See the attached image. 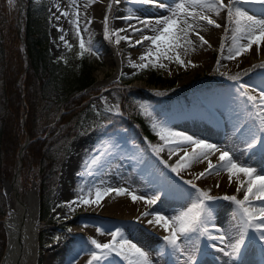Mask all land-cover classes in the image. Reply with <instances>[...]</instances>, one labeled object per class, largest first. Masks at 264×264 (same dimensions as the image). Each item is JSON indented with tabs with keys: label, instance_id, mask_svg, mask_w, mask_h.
Wrapping results in <instances>:
<instances>
[{
	"label": "rangeland",
	"instance_id": "1",
	"mask_svg": "<svg viewBox=\"0 0 264 264\" xmlns=\"http://www.w3.org/2000/svg\"><path fill=\"white\" fill-rule=\"evenodd\" d=\"M163 1L166 5H171L174 3V0ZM77 2L79 11L80 36L84 38L86 43L89 36H91L92 44L96 52L95 55L88 54L87 56V62L91 67V75L94 78V84L92 85L93 89H89L87 93L88 103H86L87 106L82 111L81 119L78 125V133L70 138H64L53 144L49 148L47 153V163L52 164V172L49 173V179H45L46 184H48L47 190L49 196V212L47 214V217L42 219L40 223L42 239V256L40 257V264H72L82 256L87 255V250L84 248L79 250L72 249L71 252H69L70 257L68 260L66 259V257L63 260L59 258L56 259L55 256V259H52L55 251H61L60 253H62L63 255L67 253L68 249H70L68 248V245L72 244L69 242H73L77 237V234L75 235L74 232L79 228L82 229L83 224L87 226L90 224L88 227H91V232L88 229V233H84L87 238L82 236L83 239L86 240L87 244L91 238L98 240L99 236L93 234L92 228H99L100 226L101 228H103L104 221L100 217L86 215L83 214V212L89 210L90 208L91 211H94L100 206L98 204H94L95 206L92 207L83 204H77L78 206H76V204H73L72 207L69 208L66 205L68 204V202L77 199V196L81 194L79 192L80 188H84L85 192H87L89 188L99 187L98 185H100L101 187L102 184L100 182L103 183L105 181L103 174L108 172L109 170L106 171L105 169H99L101 171L100 173L98 169L94 168L95 170L93 169L91 173L81 176L79 175V173L82 172L83 169L80 168L77 171V176L80 179H74V176H71V178L66 177L65 167L67 161H70L75 165L78 164V167L84 166V164L91 158L90 156L94 155L100 147L105 149L106 147H108L106 150L107 154L111 153V155H114L115 157L121 159L127 157L125 153L134 150V154H136L135 156L143 157L142 162H144L145 164V166L140 169L130 167L123 168L119 171V173H122H120L117 177L115 175L113 177L114 180H109V182L107 180L109 184L104 183V186L111 187L122 184V181L126 179L125 175H127L129 181L132 180V183L134 182L136 186L142 187V189L144 190V194L147 195L148 193L150 197L154 195L159 196L158 201L160 202V205L158 204L156 206V212L165 210L168 211L169 209L170 211L174 212L175 208L177 209V207L179 208V206L181 205H184L185 207H188V205L190 206L188 193L190 191L194 192L195 190H192L191 187L184 186L176 180L178 179V175L182 174L183 170L180 171L179 174H176L175 172L171 173L168 169V166L165 165V163L162 161V158L159 156L163 152H160L159 155H157L153 151L150 145L162 143L156 133L154 132V138L150 140L149 138H144L142 135L137 134L134 128L128 125H115L108 120V116L110 114H122L123 108L121 107L120 102V89L124 88L125 86H136L137 88L143 89L147 92L149 91L151 93H154L156 92L154 90L155 87L163 89L175 87L180 84H189L197 81L201 77H204L205 74L211 75L215 70L219 77H213V79H211L210 81L205 82L198 89V91L190 92L189 94L176 97H170L162 93L157 94L156 92V95L154 94L153 99H137L135 102H133V104L143 116L147 115L144 114L142 106H148L153 114V117H155L157 121H163L167 123L174 131L182 132L180 127H182L186 123L192 122L198 127L191 129V132H193L196 136L203 138L205 137V133L207 132L216 138L222 137L223 135L226 137H231L232 134L238 133L236 129L239 127V125L244 123L245 119L244 114L241 110L240 102L235 99V89L237 88L236 86L239 83L248 84L247 79L239 77V81L236 82L229 79V77L235 76L237 74H242L241 72L242 70H244L247 62H249L251 53H245L244 55L236 59L230 60L226 58V56L228 55V47L231 44V34H229L231 33L230 31L226 33V37L228 39L225 37L223 50L219 46V36L221 32L220 28L208 25L200 32V34L203 35L204 38L208 41V44L205 45H201L195 36L191 37L195 42L197 41L195 51H189L187 56L183 55V49H181L180 51L182 58L186 62L188 60H191L196 66H192L191 64L187 63L185 64V66H180L175 62L170 63L167 60H163L162 62L166 65V68L164 69H161L159 67L152 68L151 66H149L147 69H139L133 67L132 63H141L139 57L145 53V47L148 46V43L145 42L144 46L136 45L135 47H129V43L124 40H121L119 44L115 43L116 37L114 36V39L112 40L114 43V48L112 52H110L108 50V45L106 44L107 38L105 36L104 24V18L106 15L104 13L105 7L102 6L103 0H97V2H95L94 4L92 3L88 6H95V8H97L96 4H99L98 7L100 9V12H97V14L94 13L93 15H88L87 19L85 18L86 15L84 16L83 14V10H86L88 8L84 6L86 0H77ZM224 2L227 3V0H224ZM128 3V1L127 3L125 1L123 3H115L114 5L117 7V14L114 15L115 11L113 10V13L108 21L111 30L127 29V32L119 33L121 36L129 35L131 37H135L140 34L138 32L133 33V31H131V28L129 27L130 25L134 24L136 26L138 25L139 28L142 27L141 24L138 23L139 21L136 22V19H123V17L128 16L129 14L139 16L140 18L142 17V19H156V17L159 18L160 16L169 14L167 8L159 7L155 9L154 7L149 8L147 5H132ZM240 6L245 10L250 9V12L247 10L249 14H252L254 10L261 11L260 7L255 4L245 3ZM65 10L70 12V15L73 13V11H77L76 8L73 9V7L71 6L70 0H6V16L8 19V24L10 23L11 18H14V21L16 23H20L22 21V30H24L27 18L34 16V19L32 20L34 25L32 44L36 49V58L39 61L42 60L43 64L48 67V69L50 70L49 72L51 73V81L48 85L47 97L42 108L43 115L40 119L41 127H46L47 123L50 122L54 117L59 118L61 113L67 110L65 104L70 101L71 98L68 97L72 96L76 87L75 73H78L80 67L79 65L83 63V57L85 56V54L82 57L78 56V52L80 51V37L76 35V27L68 22L71 19H75L76 17H74L73 15L72 18L70 17V15L65 17L64 15H62ZM123 10H126V12L124 13ZM131 10H133V13L131 12ZM223 14L226 16L225 13ZM213 18L216 19L217 23H219L220 25L222 24L223 19L221 15L220 17L213 16ZM231 27L232 25H230V28ZM85 28H87L89 32L84 31ZM100 32H103V36L100 35ZM144 34H147V32H145ZM150 34L151 33H148V35ZM62 35L64 36V40L60 39ZM39 36L41 37L40 41L35 42L37 40L36 38H38ZM65 41H67V43L72 47H67ZM40 48H42L43 51H40ZM117 57H119L120 61H118ZM218 60L219 63H217ZM263 73L264 71H262V68L260 67L253 70V74H255L256 76H260ZM160 75L162 76V79H158V76ZM59 76H64L67 83L63 85H56L55 79H59ZM123 77L129 78L130 82H125L126 80L123 79ZM20 81L22 82V79ZM4 94V80L1 77L0 73V106L5 105ZM24 97L25 93L23 92V104L24 101L26 102V99ZM206 108L210 109V111ZM216 111H219V113H217ZM25 112H27L26 108L24 110V114ZM201 122L204 125H199V123ZM1 127L2 119H0V133ZM239 133L242 135L244 132L243 130H241V132ZM154 155L159 157L155 162L153 160ZM165 157L172 165H175L176 162L172 159V157ZM23 162V160L18 158L16 164L3 162V164L1 165L3 168L1 171L2 187H0V210H3L5 214L4 219L7 216L12 215L14 208H16V205H18L19 199H25L27 202L29 193H32V191L34 190L33 196L38 195V189H40L41 187L44 174L42 173V167L38 165L25 167ZM256 168L258 170L260 168H264V159L257 162ZM187 169L188 168H186V170ZM96 170L99 173L94 174ZM127 171H129V174L127 173ZM16 172H19V180L17 183L19 189L12 187V182L14 181V175ZM130 173L132 175H130ZM136 173L138 175H136ZM195 173L196 175L198 174V172ZM129 175L133 177H130ZM100 176H102L103 178ZM167 176L170 177L167 178ZM208 176L211 175H207L205 178L196 180L203 184L209 180V178H207ZM75 181H81V183L78 184L80 187L77 185L76 193L73 189V184L75 183ZM96 182L97 185H95ZM167 182L170 184H168ZM70 184L72 187L69 186ZM91 184L94 186H91ZM159 184L162 186H160ZM169 185L172 188L174 187V190H172L173 195L167 196V199L163 196L162 193L163 190ZM211 186L212 185H210L209 187ZM63 187L66 188V191H63ZM67 187L69 188L68 190ZM5 188L6 191H4ZM70 189L73 190L71 191ZM19 191L21 192V194ZM73 194H76V196L75 199L72 200L70 198V195ZM211 204H214V202H211ZM234 208V204H227L226 208H223L222 210L224 211V216H218L220 222L223 221L226 225L229 224L227 226L222 225V229H226L224 230V233L230 238L234 237L236 234V218H234L233 214ZM212 222L218 223L215 221ZM223 222L221 223L224 224ZM120 225L122 227V230H126V234L131 235L132 226L130 224L121 223ZM126 225L127 228H125ZM69 229L71 231H69ZM91 235H93V237ZM94 235L96 236V238ZM205 239L206 237H200L198 241H195V239H193L194 241L192 242L184 240V242H181V251L188 253L189 256L194 255L195 257H198L199 262L202 261L206 263V260H204L203 258V255H205L206 253L204 247ZM159 243L160 245H162V241H160L156 243V246L159 245ZM214 244L219 245L218 242H215ZM158 253L159 250H157L156 247L153 250L154 257L152 256V264H162L161 262H159L160 259L158 261L156 259L157 255L159 256ZM119 258L120 262L122 261L121 264H127V261H125L121 257ZM244 258L245 256L242 258V260ZM229 260L230 262H232L231 258ZM242 260H237L235 263H240Z\"/></svg>",
	"mask_w": 264,
	"mask_h": 264
},
{
	"label": "snow or ice",
	"instance_id": "2",
	"mask_svg": "<svg viewBox=\"0 0 264 264\" xmlns=\"http://www.w3.org/2000/svg\"><path fill=\"white\" fill-rule=\"evenodd\" d=\"M95 2L97 0H86L84 6L88 7ZM120 2L121 0H111L108 5L109 10H111L112 3L118 4ZM128 2L132 5L155 4L160 8H167L169 12L168 15L156 19H140L139 16L133 14L123 17L125 20L136 19L142 25L140 28L135 25L129 26L133 33H140V38L135 41L129 35L121 36L119 34L127 32V29H116L110 32L108 29L109 18L105 16L106 38L115 36V43L119 44L121 40H124L129 43V47L144 45L145 42H148L145 53L139 57L141 63H132L133 67L139 69H147L149 66L164 69L166 65L162 62L163 60L170 63L175 62L180 66H185L186 63L196 66L191 60L186 62L182 58L180 50L183 49L184 56H187L189 51H195L196 42L191 38L192 36H195L201 45L208 44L200 32L208 25L220 28L221 25L213 16L219 17L222 12L226 14L227 22L232 25L230 29H226V32H231V44L228 47L227 59H236L250 52L253 46H256L259 53L260 47L264 45V0H227V3L224 0H174L171 5H166L163 0H128ZM245 3L258 5L261 9V15L258 17L255 14H249L240 6ZM70 4L77 9L71 14L76 18L69 22L76 27V35L80 37L78 56L82 57L85 53L95 55L91 36H89L87 43L80 36L77 0H70ZM62 15L67 17L70 13L64 11ZM84 31H87V28ZM145 32L151 34H144ZM60 39L64 40V36L62 35ZM65 44L69 48L72 47L67 41ZM223 48L224 44L222 43L221 49L223 50ZM253 67L257 66L254 65ZM259 67L264 69V63H261ZM229 79L238 82L239 74L230 76ZM235 92V99L240 102L245 118L244 123L239 125L236 131L239 133L243 130L244 132L245 151L254 154L253 150L259 147V150L264 152V89L257 96L251 94L245 84L239 83ZM142 108L144 114L151 118V128L162 142L150 145L153 151L159 155L160 152L167 149L169 158L173 155L178 156L175 165L169 166L167 161H164L172 172L179 174L185 168H191L193 164L207 161V167L195 175L194 179L226 172L229 184L235 178L237 194L243 192L242 199L238 198L237 195L213 197L209 194L210 190L198 188L193 180L185 181L195 190L188 193L190 206L185 210L172 217L156 212L142 213L144 216L153 215L154 219L149 220L148 223L159 225L168 233L163 237L165 244L173 251H181L180 241L182 239L192 242L193 239L198 241L200 237H206L209 241H219L221 244H225L226 247L217 248V251L230 257L233 264L247 255L248 250L255 247H259L264 252V168L258 170L249 165L246 160H241L231 149H221L215 144L176 132L167 123L157 121L148 106H142ZM189 148H191V152H189ZM180 153L183 154L180 155ZM216 153H219L218 163L214 164L210 157ZM106 155L107 152L105 151L93 156L90 161L85 163V170L79 175L89 174L94 168L101 166ZM79 192L81 194L77 196V199L68 202L67 207L71 208L73 204H99L104 196L111 193L118 196L129 195L133 202L145 200L149 206L155 205L159 200V196L145 198L141 195H135L123 187L103 189L94 187L89 188L87 192L84 188H80ZM217 199H223L235 205L233 214L236 218V234L234 237H228L215 224H212L213 209L210 202ZM210 224H212V230L209 228ZM69 231L71 230L69 229ZM212 231L219 234L213 235ZM97 232L100 235L105 234V231L100 228L97 229ZM107 234L111 236V240L107 243H101L94 238L89 240L92 248L87 264H103L113 255L128 261V264H151L148 253L127 239L120 228L107 232ZM210 247L216 248V245L211 244ZM226 248L230 251H226ZM189 261L191 264H195L194 256H189Z\"/></svg>",
	"mask_w": 264,
	"mask_h": 264
},
{
	"label": "bare ground",
	"instance_id": "3",
	"mask_svg": "<svg viewBox=\"0 0 264 264\" xmlns=\"http://www.w3.org/2000/svg\"><path fill=\"white\" fill-rule=\"evenodd\" d=\"M126 2L128 0H121V2ZM111 2V0H103V4L102 6L105 7V15L108 16V18H110V16L113 13V10L115 11V14H117V7L114 5L115 3H112V7L111 10H109L108 5ZM164 2V1H163ZM62 3V1H61ZM66 3V2H64ZM78 3V2H77ZM94 4V3H93ZM129 4V3H128ZM97 8L94 7H88L86 10L84 11V16L87 19L88 15H93L94 13L97 14V12H100L99 9V4H96ZM101 5V4H100ZM81 6V5H80ZM79 6V7H80ZM127 6V5H126ZM149 8L154 7L155 9L159 8L158 6H156L155 4H150L147 5ZM258 7V6H257ZM65 8V7H63ZM74 9V8H73ZM63 10V9H62ZM248 11L250 9H247ZM261 10V9H260ZM66 11V10H65ZM120 11V9H119ZM124 11V10H123ZM122 11V12H123ZM130 11V10H129ZM133 10H131L132 12ZM74 12V11H73ZM79 12V11H78ZM120 12V13H122ZM126 12V10L124 11V13ZM130 12V13H131ZM157 12V10H156ZM250 12V11H249ZM70 13V12H69ZM82 13V12H81ZM119 13V14H120ZM128 13V12H127ZM126 13V14H127ZM133 13V12H132ZM256 13V14H255ZM153 14H157V13H153ZM252 14L257 15L258 17L261 15V11H253ZM103 15V14H102ZM140 15V14H139ZM151 15H152V11H151ZM163 15V14H162ZM104 16V15H103ZM102 16V17H103ZM158 16V15H157ZM223 22L221 24V32H220V36H219V42H220V47L221 44L224 43L225 37H226V29L230 28V24L227 22V18L226 16L222 13L221 14ZM70 17L72 18V15H70ZM220 17V16H219ZM69 18V17H68ZM81 18V17H80ZM90 18V17H89ZM150 18V17H149ZM154 18V16H153ZM157 18V17H156ZM65 19V18H64ZM82 19V18H81ZM91 19V18H90ZM142 19V17L140 18ZM221 19V20H222ZM72 20V19H71ZM113 20V19H112ZM116 21V20H115ZM138 20H136L137 22ZM69 22V21H68ZM135 22V21H134ZM128 23V22H127ZM139 23V22H138ZM137 23V24H138ZM127 25V24H126ZM135 25V24H134ZM72 26V25H71ZM136 26V25H135ZM142 26V25H141ZM85 27V26H84ZM136 27L139 28V26L137 25ZM211 27V26H210ZM229 27V28H228ZM90 29V28H89ZM108 29L111 32V28L110 25L108 23ZM214 30V29H213ZM88 31V30H87ZM86 31V32H87ZM132 31V29H131ZM202 31V30H201ZM217 31V30H216ZM89 32V31H88ZM149 32H147L148 34ZM208 33V32H207ZM215 33V32H214ZM216 34V33H215ZM231 34V33H229ZM136 35V34H135ZM138 35V34H137ZM228 35V34H227ZM134 36V34H133ZM213 36V35H212ZM230 36V35H229ZM114 36H111V38H107L106 44L108 45V50L110 52H112L113 48H114V43H113V38ZM211 37V36H210ZM140 38V34L138 36L132 37V40L135 41L136 39ZM208 38V37H207ZM227 38V37H226ZM228 39V38H227ZM197 42V41H196ZM148 43V42H146ZM218 43V42H217ZM212 44V43H211ZM145 45V44H144ZM143 45V46H144ZM214 46V45H213ZM146 48V47H145ZM133 49V48H132ZM134 50V49H133ZM138 51V50H137ZM140 51V50H139ZM132 52V51H131ZM141 52V51H140ZM138 53V52H137ZM251 55L249 57V62H247L246 66L244 67V70H242V74L239 75L240 78L243 79H247V83L245 84L247 86V88L251 91V94L253 95H257L259 94V92L264 89V73L261 74L260 76H256L255 74H253V70L256 68H259V65L261 63H264V45H262L260 47L259 53L257 52L256 46H253V48L250 51ZM139 54V53H138ZM200 54V53H199ZM238 58V57H237ZM118 61H120L119 57H117ZM225 59V58H224ZM228 61V60H227ZM257 66V67H253V66ZM223 66V65H222ZM232 66V65H231ZM239 68V67H238ZM243 69V68H242ZM230 70V69H229ZM234 70V69H233ZM241 70V69H240ZM262 71H264V69H262ZM234 72V71H233ZM214 78H218L219 76L217 75L216 71L214 70L213 73L211 75H204V77H201L200 79H198L195 82L189 83V84H185V85H177L175 87H171V88H158L155 87L154 90L157 93H163L164 95H180L182 93H185V91H195L198 90L200 88V86H202V84H204L205 82L210 81L211 79ZM218 80H222V79H218ZM237 82V81H236ZM235 84V83H234ZM237 84V83H236ZM235 87V86H234ZM238 87V85L236 86ZM233 88V87H232ZM232 93V92H231ZM235 93V92H234ZM208 108V107H207ZM206 108V109H207ZM205 109V108H204ZM203 109V110H204ZM210 111V109H207ZM212 110V109H211ZM217 112V111H216ZM219 113V111L217 112ZM172 114V113H171ZM230 119V118H229ZM231 120V119H230ZM192 123V122H191ZM186 123L185 125H183L181 128L182 132L179 133H183L184 135L187 136H192L193 138H197V139H201L204 140L208 143H212L217 145L218 147H220L221 149H231L233 152H235L237 154V156H239V158L241 160H246L247 163L253 167H257V162L259 160L264 159V152H261L259 150V147H257V149L253 150V153H249L247 151H245V144H244V133L241 135L240 133H236V134H232L231 137H226V136H222V137H213L212 135H210L208 132L205 133V137H199L196 136L193 132H191V129L198 127L197 125H195L194 123ZM204 125L202 122L199 123V125ZM178 132V131H176ZM212 136V137H211ZM210 137V138H209ZM119 145V144H118ZM103 146V145H102ZM110 147V146H109ZM108 147L102 148L100 147L94 155L90 156L91 158L95 155H98L100 152H105L107 150ZM124 148V147H123ZM189 152H191V148L188 149ZM115 151V150H114ZM122 151V150H121ZM107 152V151H106ZM119 153V152H118ZM121 154V153H120ZM127 155L126 158L121 159L118 157H115L114 155L107 154L103 161L101 162V166L97 167L96 169H105L106 171L109 170L108 172L104 173V182H100L102 185L100 187V185H98L101 189L103 188H107L106 186H104L103 184H107L109 182V180H114L113 177L116 175V177L122 173L119 171L122 170L123 168L126 167H130V168H137L140 169L143 166H145L144 162H142L143 157L140 156H135L136 154H134V150L129 151L128 153H125ZM124 154V155H125ZM140 154V153H139ZM146 154V153H145ZM144 154V155H145ZM183 153H180V155H182ZM142 155V154H141ZM162 158V161H167V164L169 166H171L172 164L166 159L165 156H169L167 149L165 151H163V153L161 155H159ZM218 156L219 153H216L215 155L211 156L210 159L212 160V162L218 163ZM172 159L176 162L178 159L177 155H173L171 156ZM91 158L89 159V161L91 160ZM159 158L158 156L154 155V162L156 161V159ZM160 158V159H161ZM257 161V162H256ZM168 166V169L171 173H174L171 171V168ZM152 167V166H151ZM207 167V161L203 162V163H196L193 164V166L191 168H188L186 170V168L183 170L182 174L178 175V179H176L178 182H180L181 184H183L186 187H191L190 185L186 184L185 181L187 180H193V182L197 185L198 188L203 189V190H212L209 191V194H211V196L213 197H223L225 195H237L238 198L242 199L243 198V192H240L239 194H237L236 192V180L235 178H233V181L231 184H229V180H228V174L226 172H221L219 175H215L213 174V176H208L207 178H209V180L206 183H200L198 182L196 179H193L194 176L196 175L195 172H202L204 171V169ZM82 168L83 171L85 170V164L82 167H78V164H72V162L67 161L66 167H65V174L66 177L71 178V176H74V179H80L77 175V171ZM149 168V167H148ZM153 168V167H152ZM95 170V169H94ZM125 170V169H124ZM123 170V171H124ZM100 171V170H99ZM130 171V170H129ZM129 171H127V173L129 174ZM80 172V171H79ZM92 172V171H91ZM131 172V171H130ZM143 172V170H142ZM141 172V173H142ZM81 173V172H80ZM99 173L97 172V170L94 172V174ZM101 173V171H100ZM126 173V171H125ZM170 173V174H171ZM143 174V173H142ZM177 174V173H176ZM130 175H132L130 173ZM129 175V176H130ZM135 175V174H134ZM136 175H138L136 173ZM144 175V174H143ZM76 176V177H75ZM141 176V175H140ZM102 177V176H100ZM99 177V178H100ZM126 179L124 181H122V184L119 185H115V186H111L113 188H119V187H123L128 189L130 192H133L135 195H141L144 196L145 198L150 197V195H147L143 193V189L140 186H136V184H134V182L132 183V180L129 181V178H127V175H125ZM124 177V178H125ZM133 177V176H130ZM139 177V176H138ZM170 176H167V178H169ZM73 178V177H72ZM92 178V177H91ZM103 178V177H102ZM135 178V177H134ZM132 178V179H134ZM151 178V176H150ZM149 178V179H150ZM156 178V177H155ZM73 179V180H74ZM98 179V178H97ZM146 179V178H145ZM241 179H243V176H241ZM85 180V179H84ZM91 180V179H90ZM100 180V179H99ZM108 180V182H107ZM102 181V180H101ZM141 181V180H140ZM155 181V180H154ZM95 182V181H94ZM142 182V181H141ZM147 182V181H146ZM159 182V181H158ZM81 183V181H75V183L73 184V189L76 193V189H77V185ZM88 183V182H87ZM90 183V182H89ZM160 183V182H159ZM168 183V182H167ZM86 184V182H85ZM109 184V183H108ZM156 184V183H155ZM170 184V183H168ZM167 184V185H168ZM97 185V182L96 184ZM111 185V184H110ZM160 185V184H159ZM210 185H212L211 187H209ZM219 185V186H217ZM71 186V184L69 185ZM79 186V185H78ZM91 186H94L91 184ZM145 186V185H144ZM156 186V185H155ZM162 186V185H160ZM14 187H17V181H15V185ZM72 187V186H71ZM70 187V188H71ZM80 187V186H79ZM109 187V186H108ZM146 187V186H145ZM62 188V187H61ZM60 188V189H61ZM174 188V187H173ZM170 185L168 187H166L163 190V196L166 197L168 199L167 196H172L173 195V191L174 190ZM69 188L67 187V190ZM73 189H70L71 191ZM159 189V188H158ZM62 190V189H61ZM160 190V189H159ZM193 190V189H192ZM215 190V191H214ZM63 191H66V188L63 187ZM62 191V193H63ZM162 192V191H161ZM179 192V191H178ZM192 192V191H190ZM70 193V192H69ZM79 193V192H78ZM146 193V192H145ZM154 194V193H153ZM158 195V194H157ZM160 195V194H159ZM71 199H75L76 194L70 195ZM156 196V195H154ZM182 197V196H181ZM184 197V196H183ZM187 197V196H186ZM25 198V197H24ZM161 198V197H160ZM70 199V200H71ZM181 199V198H180ZM164 200V199H163ZM175 200V199H174ZM163 202V201H162ZM214 202V204H211V207L213 209V221L218 222V223H214L212 222V224H215L219 229H221L223 232L226 229H222V225L227 226L229 224H222L218 219V216H224V211L223 208H226L227 204H231L233 205L232 202L229 201H225L223 199H217ZM167 203V202H166ZM179 203V202H178ZM181 203V202H180ZM185 203V202H184ZM160 205V202L157 201V203L155 205L149 206L145 200H137L135 202H133V200L131 199V196L129 195H116L115 193H111L109 195H106L103 197V199L100 201V203L98 204L100 207L94 211H91V208L89 210H86L83 212V214L86 215H93V216H97L100 217L104 222H103V228H101V226L99 227L100 229L105 231L104 235H100L97 232L98 228H92V232L93 234H96L99 236L98 240L101 243H107L108 241L111 240V236L107 234V232L110 231H115L117 228H120L122 230L121 227V223H127L130 224L132 226V231H131V235L126 234V230H122L124 232V235L127 239L131 240L132 243H135L138 247L142 248L145 252L148 253V257L151 261L152 264V256H153V250L157 247V250H159V256L157 255L156 259L157 261L159 260V262H161L162 264H191V261H189V254L186 252H182V251H173L170 247H168L164 240L163 237L165 235H168L167 232L164 231V229L162 227H160L159 225L156 224H149L148 221L154 219L153 215H148V216H144L142 215V213L144 212H156V206ZM172 204V203H171ZM162 205V204H161ZM173 205V204H172ZM186 205V204H185ZM75 206V205H74ZM76 206H78L76 204ZM89 207L95 206L94 204L88 205ZM169 206V204H168ZM189 206V205H188ZM161 207V206H160ZM174 207V206H173ZM155 208V209H154ZM162 208V207H161ZM164 208V207H163ZM187 207H185L184 205L179 206V208L177 207V209L175 208V211L172 212L170 211V209L167 211H160V212H156L159 213L161 215L167 216V217H172L175 216L177 214H179L181 211L185 210ZM73 209V208H72ZM159 209V208H158ZM33 210V203L31 202H26L25 199H19L18 201V207L16 206V209L12 212V215H9L6 217V228H7V234H8V241H7V245H6V249H5V253L2 257L1 260V264H40V257L42 256L41 253V241H40V235H39V227H40V221H38V217L35 216ZM72 212V211H71ZM37 215V214H36ZM231 216V215H230ZM233 218V217H232ZM99 222V221H98ZM229 222V221H228ZM227 222V223H228ZM90 223V222H88ZM92 223V222H91ZM76 224V223H75ZM212 224L209 225L210 230H212ZM78 225V224H77ZM90 225V224H89ZM88 225V226H89ZM100 225V224H99ZM74 226V225H73ZM87 225L83 224L82 229H78L77 231H75V235L77 234L76 239L73 242H69L72 243L70 245H68V251L66 254H62L59 251H55L54 255L52 256V259L55 258H59V259H64L66 257V259H69V252H71V250H79V249H86L87 250V255L82 256L81 258H79L77 261L73 262L72 264H87V261L90 259V250L92 248V246L90 245L89 241L88 244L86 242L85 239H83L82 236L86 237V235H84V233H88V229L90 230V228ZM130 226V228H131ZM236 226V225H235ZM234 226V227H235ZM88 227V228H87ZM127 228V225L126 227ZM130 230V229H129ZM128 230V231H129ZM91 232V230H90ZM213 235H217L219 234L216 231H212ZM93 237V235H91ZM90 236V237H91ZM95 236V235H94ZM74 237V236H73ZM96 238V236H95ZM150 238H151V242H150ZM69 239V238H68ZM90 239V238H89ZM70 240V239H69ZM88 240V239H87ZM162 241V245H157V242ZM194 241V240H193ZM196 241V240H195ZM184 242V240L182 239L180 241ZM215 242H218L219 245H216V248L210 247L211 244H214ZM195 243V242H194ZM187 244V243H186ZM193 244V243H191ZM190 244V245H191ZM196 245V244H195ZM204 245L207 247V251L206 254L204 256V260H206L204 262L202 261H198L199 258L195 257V264H233V262H230V257L226 256L223 252L217 251V248L220 247H226L225 244H221L219 241H209L207 240V238L204 241ZM194 246V245H193ZM63 248V247H62ZM66 248V247H65ZM65 251V250H64ZM63 251V252H64ZM226 251H230V249L226 248ZM54 252V251H53ZM66 252V251H65ZM64 252V253H65ZM157 253V252H155ZM74 254V253H73ZM85 254V253H84ZM154 257V256H153ZM244 257V256H243ZM242 257V258H243ZM54 258V259H55ZM246 258V259H245ZM245 258L239 259L242 260L240 263H235V264H264V252L261 251V249L259 247H256L252 250H248L247 255H245ZM51 259V258H50ZM47 260V259H46ZM54 261V260H53ZM126 261V260H125ZM154 261V260H153ZM68 262V261H67ZM122 262V261H121ZM120 262V258L118 256H111L109 257L106 261L103 262V264H121ZM124 262V261H123ZM46 263V261H45ZM62 263V261H61ZM157 263V262H156ZM55 264V263H54ZM65 264V263H64ZM128 264V261H127Z\"/></svg>",
	"mask_w": 264,
	"mask_h": 264
},
{
	"label": "trees",
	"instance_id": "4",
	"mask_svg": "<svg viewBox=\"0 0 264 264\" xmlns=\"http://www.w3.org/2000/svg\"><path fill=\"white\" fill-rule=\"evenodd\" d=\"M31 16L27 20L25 29L26 50L29 56V66L22 74L27 62L23 58V50L20 45L21 37L19 31L11 19L8 24L6 16L5 0H0V73L4 80L5 105L0 106V118L2 119V128L0 135V166L3 162L14 163L19 156L21 142L25 138V131L30 134L31 141L24 151V165H40L47 157L49 147L63 137H68L77 132V126L80 120L84 105L81 103L86 100L84 89L92 84L93 76L91 68L87 62L86 55L83 57V63L80 64L79 73L75 74L76 88L81 91L80 94L72 97L68 102L69 111L56 121L46 133L47 128L40 126L42 107L48 93V85L51 81V73L42 60H37L36 49L33 43L34 25ZM35 42L40 41L41 37L36 38ZM40 51H43L40 48ZM38 53V50H37ZM23 78V88L25 92L26 104L22 103L21 87L18 84L19 78ZM162 79V76H158ZM56 85L66 84V78L59 76ZM151 95L144 93L143 90L129 86L120 90L121 105L124 109L122 115H110L108 119L116 125L132 126L137 132L140 130L146 135H153L151 128V118L140 114L133 102L143 97ZM27 107L24 129H22L21 119L24 116V110ZM137 124V125H135ZM51 164V163H50ZM44 171L42 180L43 195L45 196L44 205L48 211V190L45 179H49L50 165ZM3 210H0V218L3 216ZM6 244V233L2 221L0 220V257Z\"/></svg>",
	"mask_w": 264,
	"mask_h": 264
}]
</instances>
